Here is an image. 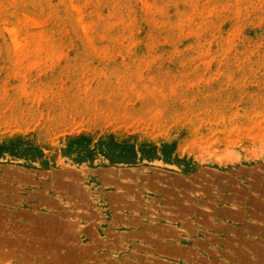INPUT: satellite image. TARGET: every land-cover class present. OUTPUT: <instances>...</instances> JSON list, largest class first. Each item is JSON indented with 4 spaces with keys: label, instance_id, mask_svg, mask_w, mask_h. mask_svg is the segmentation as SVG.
Returning <instances> with one entry per match:
<instances>
[{
    "label": "rangeland",
    "instance_id": "1",
    "mask_svg": "<svg viewBox=\"0 0 264 264\" xmlns=\"http://www.w3.org/2000/svg\"><path fill=\"white\" fill-rule=\"evenodd\" d=\"M0 264H264V0H0Z\"/></svg>",
    "mask_w": 264,
    "mask_h": 264
}]
</instances>
